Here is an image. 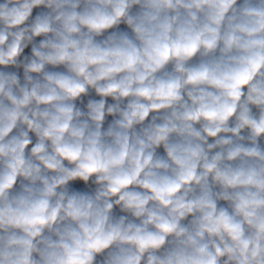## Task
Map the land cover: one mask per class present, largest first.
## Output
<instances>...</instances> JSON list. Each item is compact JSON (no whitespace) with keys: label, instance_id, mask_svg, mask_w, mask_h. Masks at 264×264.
<instances>
[{"label":"clouds","instance_id":"clouds-1","mask_svg":"<svg viewBox=\"0 0 264 264\" xmlns=\"http://www.w3.org/2000/svg\"><path fill=\"white\" fill-rule=\"evenodd\" d=\"M0 264H264V0H0Z\"/></svg>","mask_w":264,"mask_h":264}]
</instances>
